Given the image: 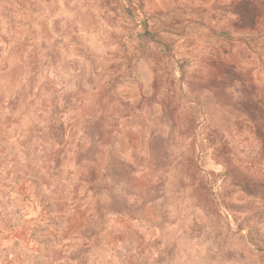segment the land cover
<instances>
[{
	"label": "rangeland",
	"instance_id": "obj_1",
	"mask_svg": "<svg viewBox=\"0 0 264 264\" xmlns=\"http://www.w3.org/2000/svg\"><path fill=\"white\" fill-rule=\"evenodd\" d=\"M0 264H264V0H0Z\"/></svg>",
	"mask_w": 264,
	"mask_h": 264
}]
</instances>
